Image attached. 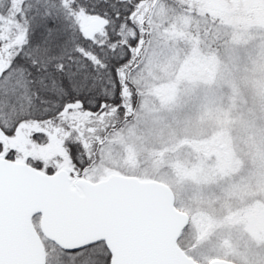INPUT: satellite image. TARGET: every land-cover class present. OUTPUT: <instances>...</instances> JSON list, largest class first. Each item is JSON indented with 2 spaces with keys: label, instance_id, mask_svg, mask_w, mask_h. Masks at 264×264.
<instances>
[{
  "label": "snow or ice",
  "instance_id": "snow-or-ice-1",
  "mask_svg": "<svg viewBox=\"0 0 264 264\" xmlns=\"http://www.w3.org/2000/svg\"><path fill=\"white\" fill-rule=\"evenodd\" d=\"M142 0H0V264H170V210L108 167Z\"/></svg>",
  "mask_w": 264,
  "mask_h": 264
},
{
  "label": "rangeland",
  "instance_id": "rangeland-1",
  "mask_svg": "<svg viewBox=\"0 0 264 264\" xmlns=\"http://www.w3.org/2000/svg\"><path fill=\"white\" fill-rule=\"evenodd\" d=\"M141 8L147 36L105 163L170 187L198 264H264V0Z\"/></svg>",
  "mask_w": 264,
  "mask_h": 264
},
{
  "label": "water",
  "instance_id": "water-1",
  "mask_svg": "<svg viewBox=\"0 0 264 264\" xmlns=\"http://www.w3.org/2000/svg\"><path fill=\"white\" fill-rule=\"evenodd\" d=\"M142 182H145L150 187H152L163 198V201L170 210L171 250L166 257L170 262V264H198L179 245V239L183 231L189 224V215L177 209L175 204V195L173 191L170 189L169 186L161 182H157V181H142ZM208 264H236V263L225 260H213Z\"/></svg>",
  "mask_w": 264,
  "mask_h": 264
},
{
  "label": "trees",
  "instance_id": "trees-1",
  "mask_svg": "<svg viewBox=\"0 0 264 264\" xmlns=\"http://www.w3.org/2000/svg\"><path fill=\"white\" fill-rule=\"evenodd\" d=\"M146 1H148V0H142L141 4L146 2ZM147 28L148 27H147L146 23H143V38H145L147 36V31H145V30H147ZM141 58H142V55L140 56V59ZM136 66H137V64L132 65L130 72H132L136 68ZM123 113H124V110L122 109L118 114H115L116 115L115 118L118 120V123L115 125V128L121 127V126H123V123H125L126 118H125ZM121 122H122V124L118 125Z\"/></svg>",
  "mask_w": 264,
  "mask_h": 264
}]
</instances>
